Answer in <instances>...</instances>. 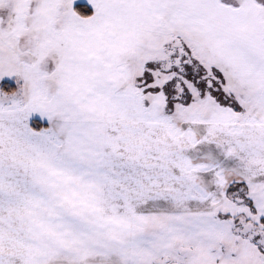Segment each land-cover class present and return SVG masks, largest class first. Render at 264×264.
I'll return each mask as SVG.
<instances>
[{
	"label": "snow or ice",
	"instance_id": "6c2138e0",
	"mask_svg": "<svg viewBox=\"0 0 264 264\" xmlns=\"http://www.w3.org/2000/svg\"><path fill=\"white\" fill-rule=\"evenodd\" d=\"M0 264H264V0H0Z\"/></svg>",
	"mask_w": 264,
	"mask_h": 264
}]
</instances>
